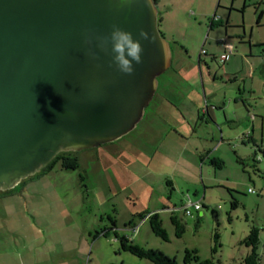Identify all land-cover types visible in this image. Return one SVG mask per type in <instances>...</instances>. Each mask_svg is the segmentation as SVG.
<instances>
[{"label": "rangeland", "instance_id": "obj_1", "mask_svg": "<svg viewBox=\"0 0 264 264\" xmlns=\"http://www.w3.org/2000/svg\"><path fill=\"white\" fill-rule=\"evenodd\" d=\"M158 8L173 57L144 118L120 140L74 152L77 169L57 163L0 192V264H154L124 251V236L178 264L187 249L242 264L253 228L264 264V0H158ZM229 13V26L209 29ZM227 37L236 50L223 64L217 42ZM242 89L246 104H236ZM189 199L201 206L187 208L192 215ZM155 213L168 242L151 229ZM172 216L185 227L180 238Z\"/></svg>", "mask_w": 264, "mask_h": 264}, {"label": "water", "instance_id": "obj_2", "mask_svg": "<svg viewBox=\"0 0 264 264\" xmlns=\"http://www.w3.org/2000/svg\"><path fill=\"white\" fill-rule=\"evenodd\" d=\"M158 9L155 0H0V192L63 152L135 130L173 57ZM113 26L143 49L132 75L110 66V44L100 47Z\"/></svg>", "mask_w": 264, "mask_h": 264}, {"label": "trees", "instance_id": "obj_3", "mask_svg": "<svg viewBox=\"0 0 264 264\" xmlns=\"http://www.w3.org/2000/svg\"><path fill=\"white\" fill-rule=\"evenodd\" d=\"M159 21H161L159 19ZM220 21L215 20L213 17L212 24L209 29H212L214 26L219 25ZM162 34V33H161ZM164 37V35L162 34ZM74 153L63 152L56 156V158L42 171L46 169H53L57 163H61L65 169H77L79 167L78 158L73 156ZM211 163L216 168H221L223 162L221 160L212 159ZM14 189V188H13ZM11 189V190H13ZM9 190V191H11ZM7 192V191H6ZM254 193V190H251ZM150 226L155 235L162 238L164 242L170 241L167 231L163 228V221L160 218L158 213H155L149 217ZM172 225L176 229V234L180 238L182 237L185 227L183 223L177 216H172ZM121 247L124 251L129 252L130 254L141 258L146 259L154 264H178L175 258H170L160 250L156 249H146L144 247L133 244L128 237L124 236L120 239ZM259 243H260V234L257 228H253L249 236L243 241L247 248L251 249L250 253L245 259H243L242 264H260L261 255L259 253ZM184 264H216L212 259L201 260L197 251L195 250H186V256L184 257Z\"/></svg>", "mask_w": 264, "mask_h": 264}, {"label": "clouds", "instance_id": "obj_4", "mask_svg": "<svg viewBox=\"0 0 264 264\" xmlns=\"http://www.w3.org/2000/svg\"><path fill=\"white\" fill-rule=\"evenodd\" d=\"M144 2L148 8L152 7V0H144ZM139 37L151 42V38L144 30H140ZM109 44L112 54L110 66L114 64L119 72L132 75L134 72L133 62L135 64L142 63L141 53L143 49L139 40H134L131 32L113 26L110 35L101 41L100 47L102 50H106Z\"/></svg>", "mask_w": 264, "mask_h": 264}, {"label": "crops", "instance_id": "obj_5", "mask_svg": "<svg viewBox=\"0 0 264 264\" xmlns=\"http://www.w3.org/2000/svg\"><path fill=\"white\" fill-rule=\"evenodd\" d=\"M156 2H157V4H158V0H155ZM259 15H258V21H257V24L259 25V26H262V17H263V14H264V11H262V12H259L258 13ZM229 17H231V14L229 13V16H228V19L225 21V22H223V20L222 19H220L219 21H220V24L219 25H216V26H214V27H222V26H225V24H226V26H229L230 25V19H229ZM161 20H162V18H161ZM213 27V28H214ZM212 28V29H213ZM211 30V29H210ZM226 37V36H225ZM226 40L229 42V43H231V45L233 46V52L229 55V57H228V59L226 60V61H224L223 62V64H226L228 61H230V59H231V57H232V55L234 54V52H235V50H236V47L234 46V42H231L230 40H229V38L227 37L226 38ZM223 41H221V42H217V45L219 46V47H222L223 48V52H222V55H224L225 54V52H226V50H225V48H224V46H223ZM222 55L220 56V57H222ZM247 93V90L246 89H242V90H240L239 91V94H237L236 96H235V98H234V100H236V104L237 103H240V102H243V103H245L246 104V97H245V94ZM250 93L251 94H255V91H253V90H251L250 91ZM253 97V96H252ZM253 99V101H255V104L257 103V98H252ZM250 110H252V111H248V113H251V112H253V111H255V109H252V106H250ZM214 116V118H215V114L213 115ZM216 119V118H215ZM261 125H262V127H263V130H264V121L261 123ZM255 127L256 126H254V127H252V129H253V131L255 130Z\"/></svg>", "mask_w": 264, "mask_h": 264}, {"label": "built area", "instance_id": "obj_6", "mask_svg": "<svg viewBox=\"0 0 264 264\" xmlns=\"http://www.w3.org/2000/svg\"><path fill=\"white\" fill-rule=\"evenodd\" d=\"M215 20H218V18L214 17ZM223 46L226 50L225 54L222 55L221 57V61L224 62L228 59L229 55L233 52V46L231 45V43H229L227 40L223 41ZM191 207V208H190ZM187 208H190V210L194 209L196 212L200 210L201 206L199 203H194L189 199L188 204L186 205L185 208H183L185 210V214L186 215H192L191 211Z\"/></svg>", "mask_w": 264, "mask_h": 264}]
</instances>
